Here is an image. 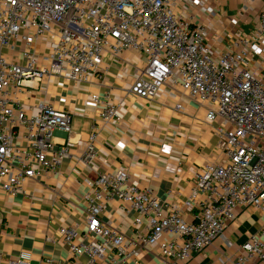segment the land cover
<instances>
[{"label": "built area", "instance_id": "obj_1", "mask_svg": "<svg viewBox=\"0 0 264 264\" xmlns=\"http://www.w3.org/2000/svg\"><path fill=\"white\" fill-rule=\"evenodd\" d=\"M181 2L0 0V181L6 194H17L36 177L33 163L54 173L71 147L68 139L54 142L55 132L69 133L68 112L40 104L27 115L15 94L53 75L72 83L99 79L106 70L101 67L104 52L119 58L133 51L144 58L130 95L149 101L171 81L205 105L207 121L222 122L217 129L220 160L195 173L191 198L198 202L192 222H185L175 205L161 204L149 188L129 185L124 169L101 173L86 182L84 233L77 237L71 227L58 231L73 264H80L81 256L88 259L85 264H105L108 256L110 264H117L153 247L164 264H188L215 240H224L238 207H264V9L252 34H234L228 48L215 54L203 24L174 14ZM192 5L204 11L201 1ZM91 100L101 104L100 123L118 119L107 96L92 95ZM19 137L23 145L15 144ZM95 139L93 127L84 165L92 160ZM113 198L136 213L134 227L146 222L145 234L127 239L101 221ZM240 251L227 264H264V234L251 237ZM5 263L38 264L28 252Z\"/></svg>", "mask_w": 264, "mask_h": 264}, {"label": "crops", "instance_id": "obj_2", "mask_svg": "<svg viewBox=\"0 0 264 264\" xmlns=\"http://www.w3.org/2000/svg\"><path fill=\"white\" fill-rule=\"evenodd\" d=\"M193 1L175 4L173 12L193 25L203 24L206 41L215 54L228 48L234 34H252L258 13L264 9V0H198L203 4L201 11ZM143 66L144 58L137 52H124L119 58L104 52L101 67L106 70L99 79L72 83L53 75L15 94L27 115L34 114L40 104L68 112L69 133L55 132L54 142L60 145L68 139L71 147L54 173L40 171L33 163L36 177L24 182L22 191L13 196L1 190L0 181V264L20 252L30 253L38 264H73L59 228H74L77 237L84 233V196L90 191L86 182L117 169L126 171L129 185L149 188L161 204L175 205L181 218L192 222L198 202V198H191L195 173L220 160L217 129L222 122L207 121L205 105L171 81L149 101L130 95L128 90ZM92 95L99 99L107 96L117 107L118 119L100 123L101 104L92 102ZM93 127V157L84 165L81 158ZM15 144L23 145V139L19 137ZM136 217L126 204L113 198L100 219L127 239H134L145 234L147 228L144 220L134 227ZM261 234L264 207H238L224 240H215L188 264H219V260L227 264L239 255L243 244ZM110 257L105 264H110ZM87 260L81 256L78 263ZM117 264H164V260L153 247L139 249L134 259Z\"/></svg>", "mask_w": 264, "mask_h": 264}]
</instances>
